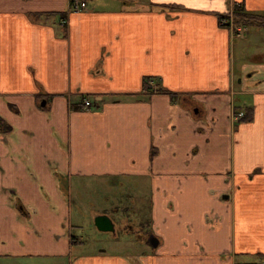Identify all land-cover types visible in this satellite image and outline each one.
Listing matches in <instances>:
<instances>
[{
  "label": "crops",
  "instance_id": "crops-1",
  "mask_svg": "<svg viewBox=\"0 0 264 264\" xmlns=\"http://www.w3.org/2000/svg\"><path fill=\"white\" fill-rule=\"evenodd\" d=\"M236 3L264 18V0H0L2 260L264 264V52L246 45L264 24L233 38ZM131 182L158 246L85 253L68 194Z\"/></svg>",
  "mask_w": 264,
  "mask_h": 264
},
{
  "label": "rangeland",
  "instance_id": "rangeland-1",
  "mask_svg": "<svg viewBox=\"0 0 264 264\" xmlns=\"http://www.w3.org/2000/svg\"><path fill=\"white\" fill-rule=\"evenodd\" d=\"M233 10L234 7L232 8V14ZM232 21L233 19L230 18L229 20H224V23L229 22L231 25L233 24ZM236 30L238 29L236 28ZM237 33H239V31H237ZM247 34L248 32L244 33V36ZM246 42L247 48L251 49L249 54L256 50L264 52V37H252ZM245 60L246 62L250 61L249 57ZM253 61H255L252 62L254 65L259 63L257 59ZM152 90L153 89L151 88L149 92H153ZM157 90L158 93H161L159 86ZM97 99L101 101L102 98ZM143 195L145 194L140 195V192L135 189L132 190V182L124 187L115 186L114 188L109 184H102V186L92 188L91 190L75 185L73 191L68 194L69 203L71 204L75 215V233H72L74 235H72V237H75L78 241L82 242L81 245L84 246L85 253L90 251L97 252L100 250L124 255L137 253L139 250H137L136 245L138 243L137 240L140 238L139 235L141 234L143 237H148L149 234L144 235L142 230H134V227L141 228V226L133 225L135 219L134 211H136L134 209L135 205L138 203L140 207L142 206V209H146L148 206V200L139 198V196ZM104 214L110 216L116 224L115 232H109L108 229H99L97 227L96 215ZM141 214L143 215V213ZM142 227L144 228V226ZM40 258H43L44 260H40ZM40 258H34L30 262H24V260L21 259L23 263H19L12 259V262L14 264H70L71 260V257L66 259L53 257ZM8 262L9 261L0 258V264H8Z\"/></svg>",
  "mask_w": 264,
  "mask_h": 264
},
{
  "label": "trees",
  "instance_id": "trees-1",
  "mask_svg": "<svg viewBox=\"0 0 264 264\" xmlns=\"http://www.w3.org/2000/svg\"><path fill=\"white\" fill-rule=\"evenodd\" d=\"M230 14L220 17L219 22H220L221 27L228 28L233 32L232 33L233 38H238L237 37V35H238L237 31L238 30H236V28L238 29L240 27L246 33L249 31V25H253V24L263 25L264 24V18L256 17L253 15L247 14L244 11V8L240 5H238L237 3L234 5L233 14H232V12ZM230 18L233 19V21H232L233 24L230 25L229 22L224 23V20H226V19L229 20ZM233 25H235L234 29L232 28ZM151 81H155V80L152 78H149L147 80L148 83H147V86L145 87V89L148 91L151 89V87H150ZM160 92L162 93L161 89H160ZM233 115L234 116H232V118H233L234 123H236V124L237 123H243V122L244 123L251 122L253 120V117H254L253 110L251 108H248V107H245V108L242 107L241 108L239 106L234 107ZM234 117L237 118V120L234 119ZM8 128L10 129V127H8ZM72 241H75V240L73 239ZM257 256L260 258L264 257L261 254H259ZM236 264H242V263L237 262ZM247 264H250V263H247ZM251 264H255V263H251Z\"/></svg>",
  "mask_w": 264,
  "mask_h": 264
},
{
  "label": "built area",
  "instance_id": "built-area-1",
  "mask_svg": "<svg viewBox=\"0 0 264 264\" xmlns=\"http://www.w3.org/2000/svg\"><path fill=\"white\" fill-rule=\"evenodd\" d=\"M89 9V0H70V11L74 12V13H79V12H83ZM235 25L232 26V28L234 29ZM238 38H244V31H242V28H238ZM150 87L153 89V93L154 94H158V86L156 84L155 81H151L150 82ZM84 105L88 108L91 107L92 103L90 101V99L85 98V100L83 101ZM234 116V115H233ZM234 119L237 120V118L234 117Z\"/></svg>",
  "mask_w": 264,
  "mask_h": 264
},
{
  "label": "water",
  "instance_id": "water-1",
  "mask_svg": "<svg viewBox=\"0 0 264 264\" xmlns=\"http://www.w3.org/2000/svg\"><path fill=\"white\" fill-rule=\"evenodd\" d=\"M96 225L99 229H112L111 221L107 217L96 218ZM151 242L154 243V246H158V240L156 238H152Z\"/></svg>",
  "mask_w": 264,
  "mask_h": 264
},
{
  "label": "flooded vegetation",
  "instance_id": "flooded-vegetation-1",
  "mask_svg": "<svg viewBox=\"0 0 264 264\" xmlns=\"http://www.w3.org/2000/svg\"><path fill=\"white\" fill-rule=\"evenodd\" d=\"M152 238H154V237H152L151 235H150V236H148V239H149V240H151Z\"/></svg>",
  "mask_w": 264,
  "mask_h": 264
}]
</instances>
